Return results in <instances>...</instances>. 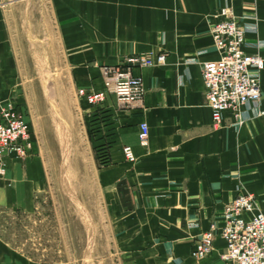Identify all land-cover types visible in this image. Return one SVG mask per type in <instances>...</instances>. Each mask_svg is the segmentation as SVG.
I'll use <instances>...</instances> for the list:
<instances>
[{
  "label": "crops",
  "instance_id": "obj_1",
  "mask_svg": "<svg viewBox=\"0 0 264 264\" xmlns=\"http://www.w3.org/2000/svg\"><path fill=\"white\" fill-rule=\"evenodd\" d=\"M224 6L255 26L246 51L264 56V0H0V104L25 117L28 96L44 93L36 80L98 91L105 66L166 55L163 65L133 68L143 79L142 102L109 95L82 115L97 158L105 160L98 179L108 192L121 264H232L221 257L220 236L201 259L191 255L196 240L212 223L222 224L225 205L241 192L264 211V114L244 109L245 122L237 125L224 112L214 127L205 102L202 68L219 57L211 27ZM260 86L264 112V70ZM142 122L149 126L147 146L139 140ZM35 153L33 145L26 158H7L0 212L36 210L47 172ZM0 264L70 263L35 259L0 237Z\"/></svg>",
  "mask_w": 264,
  "mask_h": 264
},
{
  "label": "rangeland",
  "instance_id": "obj_2",
  "mask_svg": "<svg viewBox=\"0 0 264 264\" xmlns=\"http://www.w3.org/2000/svg\"><path fill=\"white\" fill-rule=\"evenodd\" d=\"M36 81L44 93L28 96L26 119L32 124L35 154L46 167V188L37 195L34 213L0 212V237L39 260L121 264L114 254L108 192L98 179L104 164L82 118L91 105L67 80Z\"/></svg>",
  "mask_w": 264,
  "mask_h": 264
},
{
  "label": "built area",
  "instance_id": "obj_3",
  "mask_svg": "<svg viewBox=\"0 0 264 264\" xmlns=\"http://www.w3.org/2000/svg\"><path fill=\"white\" fill-rule=\"evenodd\" d=\"M255 32V26L234 16L228 6L220 8L212 24L211 35L219 57L203 64L202 78L205 102L211 109L214 127L222 123L224 112H230L237 125L245 122L244 109L253 111L255 115L264 114L259 108L264 56L246 51L247 34ZM165 63V54L129 56L120 64L103 68V89L79 88L77 95L92 107L103 104L109 95L128 104L142 102L143 79L133 74V68ZM139 128L140 143L147 146L149 126L142 122ZM33 142L31 122L23 114L18 115L11 103H1L0 179L7 175V158H26ZM123 152L126 160H136L130 146H124ZM217 236L226 245V251L221 255L224 260L232 264H264V211L256 210L252 194L241 192L225 205L222 224L212 223L201 233L192 249V257L201 259L210 255Z\"/></svg>",
  "mask_w": 264,
  "mask_h": 264
},
{
  "label": "trees",
  "instance_id": "obj_4",
  "mask_svg": "<svg viewBox=\"0 0 264 264\" xmlns=\"http://www.w3.org/2000/svg\"><path fill=\"white\" fill-rule=\"evenodd\" d=\"M101 162H102V163H105V160L101 159ZM118 187H119V185H118ZM122 193H124V192H122ZM127 194H128V196H129V192H127ZM124 205H125V204H124Z\"/></svg>",
  "mask_w": 264,
  "mask_h": 264
}]
</instances>
